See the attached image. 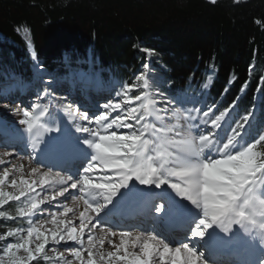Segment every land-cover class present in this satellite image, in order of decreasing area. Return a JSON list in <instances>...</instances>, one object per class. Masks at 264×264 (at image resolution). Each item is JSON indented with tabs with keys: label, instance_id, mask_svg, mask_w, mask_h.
<instances>
[{
	"label": "snow or ice",
	"instance_id": "6c2138e0",
	"mask_svg": "<svg viewBox=\"0 0 264 264\" xmlns=\"http://www.w3.org/2000/svg\"><path fill=\"white\" fill-rule=\"evenodd\" d=\"M39 67L38 63L34 64L35 69ZM79 76L85 85L92 82L89 74L79 73ZM50 87L55 89L57 84L52 83ZM124 89V99L119 102L109 100L103 104H87L77 101L78 119L86 123H76L77 117L69 111L72 124L59 112H50L46 121L37 124L40 117L30 112L28 107L23 110V118L14 125L0 120V137L4 138V143L8 142L14 129L25 133L28 138H36L31 143V159L39 166L33 167L32 173L39 174L41 167L49 170L60 168L67 175L61 176L59 171L56 172L59 177L57 182L63 185L71 182L70 187L79 189L83 194L79 197V201L85 205L84 211L78 213L79 231L72 223L77 218V212L73 209L64 206L65 213H72L71 217L57 219L53 214L51 223L56 227L51 230V239L54 245L61 241H74L80 247L75 248L72 254L80 264H97L94 255L103 261L105 254L99 248L93 252V237L89 234L87 260H84L81 255L85 250L82 236L89 225V233L97 225H107V229L101 227V232L120 237L119 244L114 245L116 251L107 253V264H157V260L164 264L166 257L168 264H211L216 253L243 243L245 236L255 233L253 239L258 237L264 243V135H259L251 143L247 142L250 116L255 119L254 115L246 114L243 123L238 122L231 127V117L225 120L227 109L214 114L208 108L203 111L202 117H187L191 122L189 128L182 134L178 133L181 138L177 141L169 139L170 128H157L145 122L146 118L153 116L160 121L164 119L157 115V109L147 95L133 98L129 95L131 87L125 85ZM116 95L119 97L121 93L117 92ZM133 99L140 102V109L132 107ZM165 100L174 101L177 105L198 103L195 99L187 101L186 97L179 95ZM125 104L127 107L122 106ZM260 104H264V93L261 94ZM161 110L167 112L168 108ZM113 112L116 115L111 117ZM120 129L127 131L118 134ZM145 133L153 139L144 138ZM4 148L6 150L0 151V157L15 153L14 146ZM172 148L176 151H171ZM3 162L0 160V163ZM97 168L111 170L102 173V183L93 182L92 174ZM42 175L47 178L49 172L45 171ZM173 177L177 179L173 181ZM38 182L45 181L32 183ZM3 183V178H0V185ZM25 183L22 181L17 186L15 194L0 189V204L8 199L19 200L26 196L31 185L23 187ZM133 183L148 189L171 190L181 201L188 202L194 215L163 199L145 202L133 197L116 210L113 218H102L104 210L112 206L120 193L127 191ZM12 184L16 185V181L13 180ZM67 192L68 187H64L63 192L58 194ZM71 195L74 193H69ZM38 196L39 193L27 196V203L19 209L21 216L32 217L34 212L44 211L40 205L49 201L50 197L38 199ZM79 201L76 202L77 206ZM3 216L5 213L0 211V217ZM161 219L167 222L166 232L169 236L180 237L176 241L178 247L173 248L169 236L162 235L155 226ZM124 221H138L137 227L141 231H110L112 227L119 228ZM29 223L33 224L31 219ZM44 223L47 221L42 219L29 227L27 238L20 237L22 242L8 243L3 255H0V264L37 261V257L45 253V245L49 242V237L41 230ZM146 225L151 226V231L144 235ZM33 234L37 241L34 249L29 247ZM14 235L18 236L19 233L7 232L8 237ZM3 240L5 236L0 235V241ZM100 240L102 243L103 237ZM128 240L132 241L131 247L140 248V254L128 250ZM21 249L26 255L17 254ZM121 249L123 253L118 255ZM44 258L48 257L45 255ZM65 264H71V261H65Z\"/></svg>",
	"mask_w": 264,
	"mask_h": 264
},
{
	"label": "trees",
	"instance_id": "16d2710c",
	"mask_svg": "<svg viewBox=\"0 0 264 264\" xmlns=\"http://www.w3.org/2000/svg\"><path fill=\"white\" fill-rule=\"evenodd\" d=\"M156 60L167 96L257 106L264 129V0H0V80L84 63L131 86Z\"/></svg>",
	"mask_w": 264,
	"mask_h": 264
},
{
	"label": "rangeland",
	"instance_id": "374dc122",
	"mask_svg": "<svg viewBox=\"0 0 264 264\" xmlns=\"http://www.w3.org/2000/svg\"><path fill=\"white\" fill-rule=\"evenodd\" d=\"M147 66L148 67L147 68L144 67L143 70L141 71V74H139L136 77V80L134 81L133 86H131V91H130L129 95L133 98L137 95H140L141 97H144L145 95H147L153 101L156 109H159L160 106L172 105V103H173V105L176 104L174 101L166 102V100H165V98H169V97L166 96L165 93L163 92V89H162L163 88V78L161 76V73L157 70V69L166 70L165 67L163 66V64H160V62L156 60L154 64H148L147 63ZM66 72H67V74L65 76L60 77L57 74L48 73L45 70H43L41 67H39L38 70L36 69L34 71L33 76H32L29 83H23L21 79L17 80V79H14V78L7 75V76H5V78L3 80H0V98L2 99V96L8 95L9 92L13 93V91H18V93H19L18 95L22 94V96L28 93L29 97H30L29 98L30 102H29V106H28L29 111L34 113V112H36L37 109H44L46 117H49L50 112H59V113L63 114L64 116H68L69 111H72L75 114V116L78 117L79 113L77 112V107H78L77 101H84L86 103L87 101L85 99H87L88 102H90V104L97 103V102L99 104H103V103L108 102L109 100L119 102L120 100L124 99V96H123V93L125 90L124 87L121 86L114 78H107V76H105L106 74L103 73V71L101 69H97L93 65L87 66L84 63L68 64V68H67ZM79 73H85V74L91 75L93 78L92 79V83L94 84L93 87L90 86V84H92V83L85 85L82 82V80L79 82L71 81V79H73V76L78 77ZM140 76H143L144 78L138 79V77H140ZM41 81H43V83H41ZM52 83L57 84V87L55 89H51L50 85ZM66 85L72 86L73 89H75V85H78L77 90H78V93H80L81 95H78V93H76L74 91V94H72L70 96H67V95L65 96V94H63L62 90H63L64 86H66ZM94 87H96V89ZM85 88H86V91H84ZM90 88H92V89H90ZM22 91H24V92L20 94V92H22ZM29 91H30V93H29ZM117 92L121 93V95L119 97H117V95H116ZM48 93H50V95H47ZM92 96H93V98H92ZM179 96L186 97L187 101H191L193 99L198 101V103L186 102L183 104L184 105L183 106L184 116H188L189 111L192 110V111L198 113L202 117L203 111L208 110V108H211L214 114H219V111L215 107V104L208 103L207 100H205L200 94L189 92V93L181 94ZM68 97L72 98V100H74V102L64 104V99L68 98ZM6 101L4 100L1 103L5 104ZM13 103L14 104H12V105L7 104L10 109H14L16 107H19L18 101H15ZM131 105H132V107H134L136 109H140V102L139 101H135L133 99L131 101ZM122 106L127 107V104L122 105ZM185 109H187V110H185ZM137 114L139 115L140 112H137ZM115 115H116V113L113 112L111 114V117H114ZM0 116H1V114H0ZM244 116L245 115H239L237 113V111L234 110L232 113L231 127H235L236 123H238V122L243 123V117ZM250 120H251V116H250ZM252 120H254V119H252ZM16 122H17L16 120L12 121V123H16ZM145 122H147V123H149V124H151L157 128H160V127L170 128L171 132L169 133V139L178 140L179 136H175V135H177L179 133V131H177V130H179V127L182 125L183 120H182V116L180 114L176 115V122H174L176 124V126L173 125L170 127L165 126L163 123H160V124H162V125H160L156 121L154 116L146 118ZM126 131H127L126 129H120V131H118V134H124ZM228 134L229 135L231 134L230 130H229ZM256 136H257V134L254 135V137H256ZM144 138L150 139V140L153 139L148 133H145ZM247 142L251 143V136H249ZM11 144H17V141L15 138H13L10 141V143H8L7 146H10ZM4 147H6V146H0V150H6ZM8 150L11 151V149H8ZM170 150L173 151V149H170ZM15 154H17L18 157H20V158L32 160L31 159V152H29L28 148H24L23 150L15 149ZM16 158L17 157H13L6 164H4L3 166H0V172H4L6 170L8 171L9 168L13 165L12 163H14L13 160H15ZM34 164L36 166H39L35 162H34ZM41 169L49 171V169L47 167H44V168L41 167ZM96 170L101 171L100 168H97ZM58 171L60 172L61 176L67 175V173L61 171L60 168L54 167L50 170L51 173H56ZM13 180L16 181V185L12 184ZM70 183L71 182H69L68 185H63V184L59 185V184H57V183L55 184L53 182L48 183V184H46V183L41 184L38 182V183H35V187L31 186V188H29V191L26 194V196L20 197L19 200L8 199L5 201V203L0 204V211H3L5 213V216L0 217V235L5 236V240L0 241V255H3V249L7 246L8 243H19V242H22L20 240V237L27 238V229L29 227L33 226V224L38 223L43 219V220L47 221V223H44V224L48 225L49 222H51V220L53 218V213L58 212L61 215L65 212L64 211L65 205L69 208L72 201L77 200V199L79 200V197L81 196L79 189H76V191H72V188L70 187ZM20 185H21L20 179H18L15 175H11L4 181L3 185H0V189H3V191L8 192V193L15 194L17 186H20ZM29 185H30V183L28 182V183L23 184L22 186L28 188ZM64 187H68V189H70L69 193H74V195L69 196V193L68 194L66 193L65 196L67 198H65L63 201H59L58 203H55V202L50 203V200H49V201H47V204L45 206H44V204L40 205V208H42L44 210L42 212L44 214H42L41 212H34L32 217L21 216L19 214V209L27 203V196L28 195H36L37 193H39L38 199H43L44 196L50 197L51 195H57L59 192L63 191ZM157 199H163V198L158 197L155 200H157ZM191 214L194 215L193 212ZM60 215L58 216L59 217L58 219L61 218ZM92 215L94 217V214H92ZM71 216H72L71 212L67 214V217H71ZM113 216H114V214H111L109 216L103 215L102 218H113ZM29 219L32 220L33 224L29 223ZM137 224L138 223L132 224V225L126 224V225L120 226L119 228L112 227L111 229H113L115 232H119L122 230L140 232L141 229L139 227H137ZM103 226L108 228L107 225L106 226L103 225ZM155 226H158V225L156 224ZM55 227L46 226L43 230L45 235L49 237V242L45 245V253H43L37 257V261L39 262V264H65V261H71L72 262V261L77 260L75 257L66 258L63 255L66 250L75 251V248H77V246L75 244L70 246L69 248L57 247V244L54 245V242L51 239V230ZM145 228L147 229V231L144 232V235H147L148 232L151 231V226L147 225V226H145ZM9 231L14 232V233L18 232L19 235L18 236L14 235L12 237H8L7 232H9ZM169 238H171V237H169ZM31 239L33 242H31L29 244V247L34 249L35 243L37 242V241H35V234H33V237ZM61 242H64V241H61ZM95 242H96V244L98 243L97 240ZM101 244H100V246L103 247V249L109 248L111 250V252L116 251V248H114L113 246H110L107 243L106 244L103 243L102 245ZM17 254L18 255H26L23 253L22 249ZM206 254H205V256H206ZM45 255L48 257L47 259L44 258ZM207 256H208V254H207ZM105 257L106 258L104 259V261L106 260V262H107L108 257L107 256H105ZM214 259H216V258L214 257ZM37 261H31V262H29V264H37ZM222 262L223 261H218V262L217 261H211V264H217V263L221 264Z\"/></svg>",
	"mask_w": 264,
	"mask_h": 264
},
{
	"label": "bare ground",
	"instance_id": "6f19581e",
	"mask_svg": "<svg viewBox=\"0 0 264 264\" xmlns=\"http://www.w3.org/2000/svg\"><path fill=\"white\" fill-rule=\"evenodd\" d=\"M71 81L79 82V81H81V78H80V76H78V77H74L73 76V79H71ZM93 85H94L93 83L90 84L91 87H93ZM77 88H78V85H75V89H73L72 86L66 85V86H64L62 92H63V94H65V96L66 95L67 96H70V95L74 94V91L76 93H78ZM94 88L96 89V87H94ZM90 89H92V88H90ZM24 91L20 92V94L23 93ZM84 91H86V88L84 89ZM13 93L12 92H9L8 95L2 96V99L0 98V114H1L0 120L6 121L9 125H14V123H12V121H15L16 120L18 122L20 119L23 118V110H24L25 107H28L29 106V102H30L29 101V98L30 97H29V94L28 93L25 94V95H23V96H22V94L21 95H18L19 94L18 91H13ZM29 93H30V91H29ZM69 93H70V95H69ZM78 95H81V94L78 93ZM4 100L5 101L7 100L5 102V104L1 103ZM15 101H18L19 107H16L15 106L16 108L10 109L7 104L12 105V104H14L13 102H15ZM73 102H74V100H72V98H70V97L64 99V104H66V103H73ZM86 103L88 104V101ZM183 106L184 105H177V104H174L173 105V103H172V105L160 106L159 109H157V115L163 117L164 119H163V121H160V120H157L155 116H154V118L156 119V121L159 124L160 123H163L165 126H169L170 127V126H173V125L176 126V124L174 123V122H176V115L177 114H180L182 116L183 122H182V125L180 127L178 126L179 127V130H177V131H179V133L182 134L184 131L188 130L189 125L191 123L187 119V117L189 115L201 117L198 113H196V112H194L192 110L189 111V115L188 116H184ZM164 107H167L168 108V111L167 112H164V111L161 110ZM41 112L44 113L43 116L40 115ZM232 113L233 112L228 111V114L226 115L225 120H228V118L231 117V121H232ZM34 114L36 116L40 117V119L37 121V124L42 123V122L46 121L49 118V117H46L45 112H44V109H37L36 112H34ZM64 117H65V119L67 120V122L69 124H72L73 123V119L72 118H69V116H64ZM75 122L76 123H86V122L79 121L78 117L76 118ZM221 123L223 124L224 121H222ZM160 125H162V124H160ZM209 127H210V125H209ZM118 131H120V130H118ZM40 135L43 136L44 133L41 132ZM175 136H179L178 137V140L181 138L180 135H178V134L175 135ZM13 138L16 139L17 144H11L10 146H14V147H16V149H19V150H23L24 148H28L29 149V152L32 153L31 143L33 141H35L36 138L35 137L28 138L25 133H22V132L20 133L18 129H14L13 132L9 135L8 142L7 143H4L3 142L4 141V138L3 137H0V146H7L8 143H10V141ZM224 142H226V140ZM172 149H173V152L176 151V149H174V148H172ZM0 151H5V150H0ZM153 154H155V153L153 152ZM13 157H17V158L15 160H13L14 163H12L13 165L11 164L12 166L7 171V175L5 176V171L4 172H0L1 173L0 174V178H3L4 181L9 176L15 175L18 179H20V182H22V181H25L26 182L27 181V183L29 182L32 187H35V184L32 183L33 181H40V180H44L45 181L44 183H46V184L53 182L55 184L57 183V184L61 185L60 183L57 182L58 179H59V177L56 176V173H51L50 170H49L48 171L49 172V177H47V178L43 177V175H42L43 172L46 171L44 169H41L39 174L32 173L31 169L33 167H38V166H36L34 164V161L27 160V159H24V158H20L15 153L12 154V155H9V156L0 157V160L4 161L3 163H0V166H3L4 164H6ZM104 171H111V170H108V169H101V171L95 170L93 172V174H92L93 175V182L99 181V182L102 183L103 180H104V176L102 175V173ZM172 179H173V181H175L177 178L173 177ZM44 183H41V184H44ZM137 187H140V186H138L135 183H133L132 185H130V187H129V189L127 191H122L120 193V195L114 201L113 205L110 206L108 209H105L104 212L101 214V216H103V215L109 216L111 214H114L116 212V210L118 208H120V206L125 201H127L130 198L129 195H128V193H132L133 191H135V189ZM146 190L148 192H150V194H153V195L155 194L156 197H162L163 200L166 201V202H168V203H171L173 201H176L178 203H182L183 202V201H181L176 196V194L174 192H172L171 190H168L166 188L164 190H154V189H148V188H146ZM72 191H76V189H72ZM62 192H59V193H62ZM69 192H70V189H68L67 194ZM65 194L66 193H63L62 195L61 194L51 195L50 196V203L51 202L58 203L59 201H63L66 198ZM81 195H83V194L81 193ZM77 201H79V200L77 199V200L72 201L69 208H71V209H73L74 211L77 212V218L73 219L72 220V223L77 226V231H79V218H78V213L81 212V211H84L85 205H84L83 201H79V204L77 206V203H76ZM186 202L187 201H184L183 203H186ZM46 204H47V201L44 203V206ZM68 213H70V212H68ZM68 213H65L64 212L62 215H60V213L57 212V213H53V214H56V218L58 219L59 218L58 217L59 215L61 216V218H62V216L63 217H67V214ZM42 214H44V213H42ZM132 222L135 223V224L138 223V221H132ZM93 223H95V216L93 218ZM128 223H131V222L124 221L121 224V226L126 225ZM162 223H166V220L165 219H161L160 221H158V223H157L158 226H156V227H157V229L159 231H160V228H161ZM46 226L55 227V225H53L51 222H49L48 225L43 224L41 229L44 230V228ZM101 227H104V226L103 225H97V227L95 229H93L91 231V233H89V228H91V225H89V228H85L84 234L82 236V240H83V244H84V249L85 250H82V253H81L82 258L84 260H87V251H86V249H87V246H88V235L89 234H91L93 236V245H94L93 246V252H95L97 248H99L100 251H102L105 254V256H107V253L108 252H111V250L109 248L103 249V247L100 246V244H101L100 237H103L102 244L103 243L104 244L107 243V244H109L110 246H113V247H114V245L119 244V242H120L119 235L111 236L110 233L108 235H106L104 232H101V230H100ZM110 231H114V230L113 229H110ZM133 233H137V232H133ZM167 236H169V235H167ZM253 236H255V233H253ZM253 236H245L243 243H241L239 245H233V246H231V247L223 250V252H225L226 250H230V253H231L232 252V249H235L236 253L237 252H240L241 253V255H240L241 257H239V258H233V257L228 256V255H226V257L225 256L224 257L218 256V258H216V259H214V257H213V260L212 261H217L218 262V261H222L223 260L224 262H228V261H226L228 259L230 261L235 260L237 262V264H264V243H262L258 237L255 238V239H253ZM169 237H168V239L172 241L171 246L173 248L178 247L179 244L176 241L178 239H180V237L179 236H173L171 238H169ZM214 239H216V238L214 237ZM219 239H222V238H219ZM96 240L98 241L97 244L95 242ZM109 241H111V243ZM149 243H151V242H149ZM224 243H227V242L225 241ZM74 244L77 247H80L74 241H64V242H60V244H57V247L69 248L70 246H72ZM131 244H132V241L131 240H128V250L129 251L136 252L137 254H140V248L139 247H131ZM65 245H68V246L66 247ZM72 253H73L72 250H66L63 255L66 258L74 257ZM122 253H123V249H121V253H118V255L119 254H122ZM207 254H206V256H207ZM93 259L97 261V264H107L106 260L105 261L104 260L101 261L95 255H94ZM71 264H80V261L79 260L72 261ZM157 264H160L159 260H157ZM164 264H168V258L167 257L165 258ZM217 264H219V263H217ZM226 264H230V263H226Z\"/></svg>",
	"mask_w": 264,
	"mask_h": 264
}]
</instances>
